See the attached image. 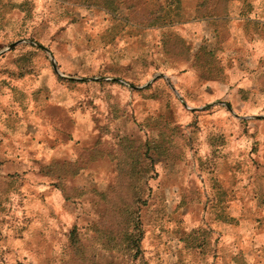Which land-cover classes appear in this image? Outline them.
<instances>
[{"label":"rangeland","instance_id":"rangeland-1","mask_svg":"<svg viewBox=\"0 0 264 264\" xmlns=\"http://www.w3.org/2000/svg\"><path fill=\"white\" fill-rule=\"evenodd\" d=\"M85 1L0 0V264H264V76L197 84Z\"/></svg>","mask_w":264,"mask_h":264},{"label":"trees","instance_id":"trees-1","mask_svg":"<svg viewBox=\"0 0 264 264\" xmlns=\"http://www.w3.org/2000/svg\"><path fill=\"white\" fill-rule=\"evenodd\" d=\"M187 1L188 0H86L85 2L89 5L93 4L110 14H117L123 7H126L135 15L138 9L145 6L146 10H148V15L143 21L134 19V24L138 25L134 27V35H141L146 30L157 32L158 41L156 47L160 50V55L163 59H166L168 63L164 67L169 66L170 63H172L170 67L174 69L180 66H188V68L182 69L179 75L195 77L197 84H203L204 82L221 83L225 81L228 74V60L226 58L227 47L224 38L229 5L234 1L249 3V1L253 2V0H200L190 13L186 8ZM199 22H206L211 29L219 28L223 30L224 36L218 38V47L215 46L214 48H210L208 41H203L201 45H197V38L188 40L179 35L181 28H184L188 24ZM143 148L144 152L141 158L138 162L134 163V165H136L135 168L141 165L140 162H144V158L145 161H151V165L154 166V161H152L150 156V142L147 141L144 143ZM135 170L139 171V169ZM103 194H100V196L104 199ZM138 200L141 202L142 199L139 198ZM116 208V210L121 209L122 214L128 215L129 219H131V226H133V223H136V227H133L134 229L132 228L133 231L131 230L132 232H123L124 236L122 239L127 242L133 241L132 243L134 246L137 243L140 244L143 238L140 213H137L135 210L132 212L133 208L129 201H124L121 206H116ZM114 210H112V212H114ZM135 213H137L136 217ZM139 251L140 247L137 246L136 253Z\"/></svg>","mask_w":264,"mask_h":264},{"label":"crops","instance_id":"crops-1","mask_svg":"<svg viewBox=\"0 0 264 264\" xmlns=\"http://www.w3.org/2000/svg\"><path fill=\"white\" fill-rule=\"evenodd\" d=\"M192 24L181 28L179 35L188 40L197 38V45H201L203 41H208L210 48L218 47V38L224 36L222 29L203 28L198 23ZM224 39L227 47L228 79L231 80L235 73L250 76L256 69V72L263 77L264 0H253L249 3L234 1L231 3Z\"/></svg>","mask_w":264,"mask_h":264},{"label":"water","instance_id":"water-1","mask_svg":"<svg viewBox=\"0 0 264 264\" xmlns=\"http://www.w3.org/2000/svg\"><path fill=\"white\" fill-rule=\"evenodd\" d=\"M21 42H18V43H16V44H13L10 48L12 49V48H14L15 46H17L18 44H20ZM54 68H55V70L60 74V72H59V70H58V68H57V65H56V63H55V61H54ZM229 108V107H228ZM229 110H232L231 108H229Z\"/></svg>","mask_w":264,"mask_h":264}]
</instances>
